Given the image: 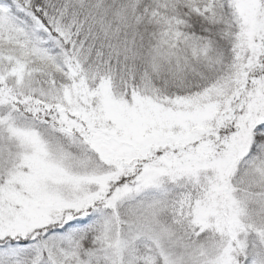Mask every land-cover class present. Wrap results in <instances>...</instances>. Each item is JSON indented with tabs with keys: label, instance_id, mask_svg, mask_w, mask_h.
<instances>
[{
	"label": "rangeland",
	"instance_id": "1",
	"mask_svg": "<svg viewBox=\"0 0 264 264\" xmlns=\"http://www.w3.org/2000/svg\"><path fill=\"white\" fill-rule=\"evenodd\" d=\"M229 1L242 27L236 64L250 69L261 64L256 74L249 71L241 79L236 107H226L217 119L222 109L212 95L218 97L221 83L202 95L182 90L163 103L141 91L125 95L106 81L81 87L67 59L68 74L58 87L63 107L57 106L55 123L10 107L7 93L0 94V241L38 239L75 215L95 212L102 226L94 255L103 264H130L138 239L151 242L163 264H243L248 237L257 235L250 231L255 225L247 198L235 197L229 185L254 137L264 136V63L254 57L264 32V0ZM13 6L0 0L1 9ZM19 12L44 33L33 34L38 43L57 42L37 18ZM0 70L5 80L24 82L21 62L2 63ZM227 120L238 127L219 134ZM213 122L217 128L211 130ZM174 186L184 189L174 202L180 218L217 238L183 244L158 222L157 204L146 209L143 203L139 215L134 205L139 196L169 195ZM188 188L196 189L195 197ZM259 239L264 245V230ZM40 246L50 249L53 241Z\"/></svg>",
	"mask_w": 264,
	"mask_h": 264
},
{
	"label": "trees",
	"instance_id": "2",
	"mask_svg": "<svg viewBox=\"0 0 264 264\" xmlns=\"http://www.w3.org/2000/svg\"><path fill=\"white\" fill-rule=\"evenodd\" d=\"M6 1L14 6L12 10L0 8V64L21 62L24 82L17 85L10 78L5 80L0 70V94L7 93L9 106L18 107L32 118L39 116L54 122L60 115L56 110L58 105L63 107L58 87L68 74L64 59L81 87H95L106 81L125 95L141 91L163 103L181 95L182 90L199 95L210 85L221 83L218 97L211 94L219 99L222 109L216 119L226 107H236L241 97V79L249 71L257 72L261 64L260 61L255 69L243 62L236 64V41L242 27L229 0ZM19 9L37 18L57 42L38 43L36 38L44 33ZM257 40L260 50L254 57L264 63V32ZM220 124L219 134L237 126L235 120L233 124L228 120ZM216 125L213 122L209 129H216ZM208 136L219 139L215 133ZM229 187L235 197L247 198L255 225L250 231L257 235L256 240L248 237L243 264H264V245L259 239L264 230L263 135L254 137L246 159L232 173ZM183 190L174 186L169 195L144 194L134 205L140 215L143 203L145 208L157 204L158 222L183 244L197 245L217 238L213 231H202L180 218L179 204L175 210L174 202L176 193ZM187 190L194 191L195 197L196 189ZM101 226L100 213L90 212L75 215L38 239L4 238L0 241V264H103L94 255ZM48 241H53L50 249L40 248ZM131 254L130 264H163L151 242L134 241Z\"/></svg>",
	"mask_w": 264,
	"mask_h": 264
}]
</instances>
